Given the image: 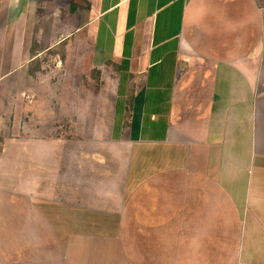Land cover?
Here are the masks:
<instances>
[{
    "label": "crops",
    "instance_id": "0c3cea01",
    "mask_svg": "<svg viewBox=\"0 0 264 264\" xmlns=\"http://www.w3.org/2000/svg\"><path fill=\"white\" fill-rule=\"evenodd\" d=\"M0 264H264V0H0Z\"/></svg>",
    "mask_w": 264,
    "mask_h": 264
},
{
    "label": "rangeland",
    "instance_id": "374dc122",
    "mask_svg": "<svg viewBox=\"0 0 264 264\" xmlns=\"http://www.w3.org/2000/svg\"><path fill=\"white\" fill-rule=\"evenodd\" d=\"M49 67H47V70ZM60 229L61 227H55V230L56 229ZM54 227L52 228V231H53ZM108 228L105 226H97V227H89V226H81L80 230L81 231H85V232H88V233H91V234H95V235H100V234H104L105 230H107ZM79 231L78 227H65V233H66V236L67 235H70V234H75ZM61 233H63L62 231H60ZM57 242L55 243H49V245L53 246L54 244H56Z\"/></svg>",
    "mask_w": 264,
    "mask_h": 264
}]
</instances>
